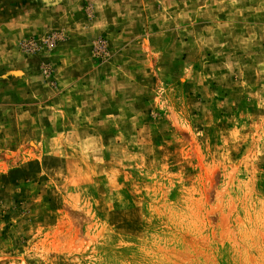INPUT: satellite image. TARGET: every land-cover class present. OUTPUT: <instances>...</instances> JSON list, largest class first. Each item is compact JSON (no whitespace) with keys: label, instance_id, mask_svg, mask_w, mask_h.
<instances>
[{"label":"rangeland","instance_id":"rangeland-1","mask_svg":"<svg viewBox=\"0 0 264 264\" xmlns=\"http://www.w3.org/2000/svg\"><path fill=\"white\" fill-rule=\"evenodd\" d=\"M109 1L0 0V264H264V0Z\"/></svg>","mask_w":264,"mask_h":264},{"label":"crops","instance_id":"crops-1","mask_svg":"<svg viewBox=\"0 0 264 264\" xmlns=\"http://www.w3.org/2000/svg\"><path fill=\"white\" fill-rule=\"evenodd\" d=\"M109 4H112V3H111V1L107 0V5H109ZM41 11H42V9H39L37 7L34 8L32 11H27V12L25 11L22 15H19V18L16 19L15 21H21V22H23V20H25L28 17H31L32 15H34V16L41 15L42 14ZM43 11H47V10L43 9Z\"/></svg>","mask_w":264,"mask_h":264},{"label":"bare ground","instance_id":"bare-ground-1","mask_svg":"<svg viewBox=\"0 0 264 264\" xmlns=\"http://www.w3.org/2000/svg\"><path fill=\"white\" fill-rule=\"evenodd\" d=\"M16 75H19V73H16Z\"/></svg>","mask_w":264,"mask_h":264}]
</instances>
